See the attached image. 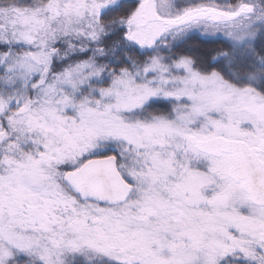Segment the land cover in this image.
Here are the masks:
<instances>
[{"label":"snow or ice","instance_id":"obj_1","mask_svg":"<svg viewBox=\"0 0 264 264\" xmlns=\"http://www.w3.org/2000/svg\"><path fill=\"white\" fill-rule=\"evenodd\" d=\"M0 264H264V0H0Z\"/></svg>","mask_w":264,"mask_h":264},{"label":"trees","instance_id":"obj_2","mask_svg":"<svg viewBox=\"0 0 264 264\" xmlns=\"http://www.w3.org/2000/svg\"><path fill=\"white\" fill-rule=\"evenodd\" d=\"M220 45H215L208 43L206 41H203L199 36H193L192 39L188 43V47L197 49L200 51L209 50L213 47H219Z\"/></svg>","mask_w":264,"mask_h":264}]
</instances>
